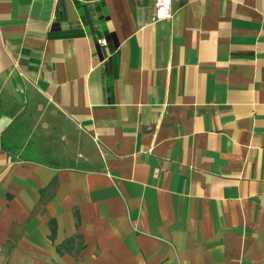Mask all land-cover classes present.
Returning <instances> with one entry per match:
<instances>
[{
    "label": "crops",
    "instance_id": "obj_1",
    "mask_svg": "<svg viewBox=\"0 0 264 264\" xmlns=\"http://www.w3.org/2000/svg\"><path fill=\"white\" fill-rule=\"evenodd\" d=\"M155 1L0 0V264H264V0Z\"/></svg>",
    "mask_w": 264,
    "mask_h": 264
},
{
    "label": "built area",
    "instance_id": "obj_2",
    "mask_svg": "<svg viewBox=\"0 0 264 264\" xmlns=\"http://www.w3.org/2000/svg\"><path fill=\"white\" fill-rule=\"evenodd\" d=\"M155 21L170 20L173 16L172 0H156L155 1ZM101 44L106 45V41H100Z\"/></svg>",
    "mask_w": 264,
    "mask_h": 264
},
{
    "label": "trees",
    "instance_id": "obj_3",
    "mask_svg": "<svg viewBox=\"0 0 264 264\" xmlns=\"http://www.w3.org/2000/svg\"><path fill=\"white\" fill-rule=\"evenodd\" d=\"M76 217H77V220H79L77 214H76ZM55 229H56V227H55L54 224H53V225H52V236H53V234L55 233ZM75 239L82 240V238H81L79 235L74 236L73 238H71L70 240H68V242L66 243L65 246H60V247H59V252L62 253L63 250H67L68 246H69L71 243H73V242L75 241ZM82 247H83V246H82Z\"/></svg>",
    "mask_w": 264,
    "mask_h": 264
},
{
    "label": "rangeland",
    "instance_id": "obj_4",
    "mask_svg": "<svg viewBox=\"0 0 264 264\" xmlns=\"http://www.w3.org/2000/svg\"><path fill=\"white\" fill-rule=\"evenodd\" d=\"M58 164H62V163H58Z\"/></svg>",
    "mask_w": 264,
    "mask_h": 264
}]
</instances>
